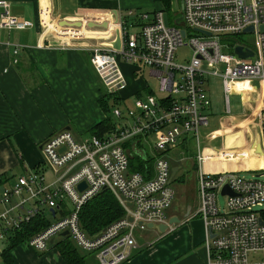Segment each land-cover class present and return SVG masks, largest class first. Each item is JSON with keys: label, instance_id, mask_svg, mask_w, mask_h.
I'll use <instances>...</instances> for the list:
<instances>
[{"label": "built area", "instance_id": "obj_1", "mask_svg": "<svg viewBox=\"0 0 264 264\" xmlns=\"http://www.w3.org/2000/svg\"><path fill=\"white\" fill-rule=\"evenodd\" d=\"M180 5L166 23L161 9H124L116 20L118 48L110 45L114 33L109 44L90 49L93 70L109 93L126 86L118 60L147 67L156 87L146 85L147 91L123 109L111 107L116 122L102 134L83 139L63 129L49 134L41 142L43 164L0 191V239L43 208L52 209L53 220L24 240L28 246L45 251L49 240L66 230L74 247L97 264H120L137 248L135 231L146 229L145 223H166L174 198L169 158L185 143L197 145L208 124L207 79L219 78L224 91L230 81L264 85V31L259 30L264 25V0H180ZM8 6L0 0V28L32 25L10 14ZM248 26L252 30L244 32ZM248 33L253 44L235 39ZM236 45L251 54L237 56ZM180 46L188 50L183 62L175 60ZM138 139L151 153L148 176L130 169L126 144ZM195 157L197 162L203 159L198 152ZM44 165L54 171V181H46ZM196 172L195 213L204 228V264H264V178H259L263 174L245 178L234 171H203L198 165ZM81 182L84 186L78 189ZM103 187L121 206L122 215L88 234L80 226L79 210ZM218 195L224 198L222 203ZM65 203L69 208L62 213Z\"/></svg>", "mask_w": 264, "mask_h": 264}, {"label": "crops", "instance_id": "obj_2", "mask_svg": "<svg viewBox=\"0 0 264 264\" xmlns=\"http://www.w3.org/2000/svg\"><path fill=\"white\" fill-rule=\"evenodd\" d=\"M6 1L9 3L10 14L30 21L32 25L24 29L0 28V191L11 185L16 177L43 164L39 146L49 134L67 128L75 139H83L95 134L99 125L111 117L100 102L104 100L106 104L105 94L109 92L90 63L92 46L86 45L109 44L116 31L117 14L126 8H162L161 4L152 5L151 0ZM172 6L171 0V15L174 13ZM60 21H79L81 25H63ZM88 22L95 26L85 28L84 25L87 27ZM103 23L106 24L105 27L102 26ZM64 34L78 39H65ZM14 47L18 48L16 54L12 52ZM120 65L126 86L114 95L121 98L124 104L126 99L133 100L135 96L147 91V84L135 78L137 72L147 67L125 63ZM208 80L209 78L204 89L210 101L209 117L212 116L215 125L216 119L223 114L215 117L211 113L215 110V96L207 89ZM261 95L263 104L264 87ZM130 102L132 103L129 101L125 104L129 106ZM224 109V113H230L228 104ZM199 136L197 145L185 143L172 153L191 145L194 154L192 169L194 168L195 173L192 175L185 174L179 165L173 166L170 162L171 169L177 167L171 178L175 175L178 177L176 181L179 182L177 186L181 187L182 202L174 204L172 201L167 210V220L177 221L163 233L147 228L135 231L137 248L120 264L205 263L204 228L202 220L195 213L198 203L197 165L207 172L229 170H220L215 166L216 161L214 164L206 158L196 161L197 152L201 155L210 154L205 152L208 145L204 144L205 136ZM136 141L141 143L139 148L136 146V152L140 155L147 154L152 160L146 145L140 139ZM136 141L127 143L126 147L133 150ZM200 142L203 143L204 150L202 146L200 148ZM212 159H215L214 155ZM42 169L46 181H54V171L46 165ZM260 169L264 171V158L261 167L257 168ZM68 208L69 204L65 203L62 213ZM46 212L53 220V210L51 212L43 208L41 213L45 218ZM53 242L45 251L34 250L24 240L17 242L8 250L7 262L3 256L7 242L0 239V264H65L53 247ZM94 262L97 264L95 260Z\"/></svg>", "mask_w": 264, "mask_h": 264}, {"label": "rangeland", "instance_id": "obj_3", "mask_svg": "<svg viewBox=\"0 0 264 264\" xmlns=\"http://www.w3.org/2000/svg\"><path fill=\"white\" fill-rule=\"evenodd\" d=\"M151 1L153 2L152 5L161 4L159 0ZM172 5L173 11L177 13L180 1L172 0ZM126 9L148 12L152 10H145L141 8ZM84 27L89 28L85 25ZM63 36L65 39H78L75 36L66 37L67 34H64ZM242 38H245V41L249 44L254 43L252 33L239 35L235 39L242 40ZM96 44L100 45L101 43H95L88 46L86 45V47H94ZM187 52L188 50L185 46L178 47L175 51V60L183 62L181 59ZM121 63L122 62L118 60V64L120 65ZM135 78L137 80L141 79L144 81L145 84L151 88V90H154L156 87V78L149 75L148 69L144 68L142 71L137 72ZM207 89L210 91V94L215 96V103L212 102L215 110H212L211 113L215 115V117L221 114L223 115L216 119L215 125H213V119L212 116H210L208 118L207 126L200 132L202 136H205L206 142L204 144H208L205 152L210 153H203V158L210 160L209 162H213L214 164L216 161L215 166L220 168V170L225 169L238 172V174L245 178L264 172L261 169L257 170V168L261 167L264 158V103L262 104V85L256 82L239 83L237 81H230L227 85L226 91H224L219 78L209 77ZM225 98L229 106L230 113H224V107L226 105ZM129 101L132 100L126 99L124 104L120 101V103H117L116 106L123 109L124 106H127L126 104ZM113 103L114 102H112V100H107V107L109 108L107 114H109V116L110 109L114 105ZM246 105H248V107ZM108 121L110 120L101 124L99 128L106 127L108 125ZM112 121L114 123L116 122L115 119H112ZM206 137L208 138L206 139ZM201 146L203 148V143L201 144L200 142V148ZM193 155V148L191 145H188L185 149L180 148L177 153L171 154L170 162L173 166L179 165L181 170H184L185 174L192 175L195 173L194 168L192 169ZM213 155L215 159H212ZM47 175H49L48 172ZM259 178L263 179L264 175H259ZM176 179H178L176 175L171 179V185L174 189L173 202L174 204H181L182 192L181 187L177 186L179 182L176 181ZM217 199L219 203H222L224 200V198L220 195L217 196ZM46 213V217L49 220L48 222H51L52 219L50 215L48 212Z\"/></svg>", "mask_w": 264, "mask_h": 264}, {"label": "trees", "instance_id": "obj_4", "mask_svg": "<svg viewBox=\"0 0 264 264\" xmlns=\"http://www.w3.org/2000/svg\"><path fill=\"white\" fill-rule=\"evenodd\" d=\"M159 2L162 6L161 10L165 12L166 15H171V0H159ZM105 95L106 104L104 100H101L100 102L102 108L107 112L109 111L107 100H112V102H114L113 104H116L119 102L120 98L116 97L114 93H107ZM107 120H110L108 121V125L104 128H97L95 134L107 131L113 126L114 122L112 121V118L108 117L104 122ZM136 146L139 148L141 143L136 141L134 149L132 150L131 147L129 148L130 169L148 176L152 160L147 154H138L136 152ZM121 215L122 208L114 196L108 190H102L81 206L78 220L81 228L86 233L92 234L102 229L106 224L119 218ZM48 223V219L45 218L40 211L27 222L22 223L18 230L9 231L4 238V241L7 242V246L3 252L5 261L8 262L7 252L15 243L27 239L32 234L46 227ZM52 245L57 249L58 254L65 264H95L94 260L88 256V253L75 248L67 236L56 238Z\"/></svg>", "mask_w": 264, "mask_h": 264}, {"label": "water", "instance_id": "obj_5", "mask_svg": "<svg viewBox=\"0 0 264 264\" xmlns=\"http://www.w3.org/2000/svg\"><path fill=\"white\" fill-rule=\"evenodd\" d=\"M179 1H180V0H179ZM180 6H181V5H180ZM166 16H167L166 13L163 12V14H162V18H163V22H164V23H166ZM178 20H179V19H177L176 21L178 22ZM60 24H63V25H74V26H80V25H81V23H80L79 21L72 22V23H68V22H66V21H60ZM86 25H87V27L95 26V24L92 23V22H88ZM102 26L105 27L106 24L103 23ZM251 30H252V27H251V26H248V27H246V28L244 29V32H250ZM259 30L263 32V31H264V25H260V26H259ZM181 34H183V30H181ZM110 45H111L113 48H118V46H119V39H118L117 31H115L114 41H112V42L110 43ZM233 52H234L237 56H239V57H245V56L251 54V52L248 51V50H245V51L241 50V47L238 46V45L234 46V48H233ZM63 130H67V128H66V129H63ZM39 147H41V144H40ZM176 170H177V167H172V169H171V176L175 173ZM262 174L264 175V172H262ZM83 186H84V184L81 182V183H79V184L77 185V188H78V189H81V188H83ZM102 190H104V187L102 188ZM225 191H226V189L223 188V189H222V192H225ZM50 211L52 212V209H50ZM127 220H128V221H131V218H130V217H127ZM175 221H177V219H168V220L166 221V223H161V224H157V225H153V224H151V223H145L144 226H145L147 229H155L157 232H159V233H163V232L165 231V229H166L169 225H171L173 222H175ZM138 224H140V222H138ZM58 236H60V237L67 236V231H66V230L61 231L60 233H58ZM52 242H53V238H51V239L49 240V244L51 245Z\"/></svg>", "mask_w": 264, "mask_h": 264}]
</instances>
